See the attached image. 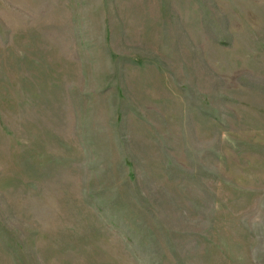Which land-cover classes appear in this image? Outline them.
<instances>
[{
  "label": "rangeland",
  "instance_id": "obj_1",
  "mask_svg": "<svg viewBox=\"0 0 264 264\" xmlns=\"http://www.w3.org/2000/svg\"><path fill=\"white\" fill-rule=\"evenodd\" d=\"M0 264H264V0H0Z\"/></svg>",
  "mask_w": 264,
  "mask_h": 264
}]
</instances>
